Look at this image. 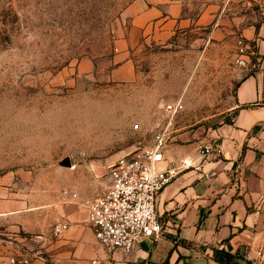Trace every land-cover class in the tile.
Masks as SVG:
<instances>
[{"label":"rangeland","instance_id":"rangeland-1","mask_svg":"<svg viewBox=\"0 0 264 264\" xmlns=\"http://www.w3.org/2000/svg\"><path fill=\"white\" fill-rule=\"evenodd\" d=\"M262 2L0 0V200L31 212L20 219L22 235L33 236L57 203L93 198L110 165L169 122L167 142L181 144L230 122L245 75L236 41ZM137 4L178 6L180 21L138 34L136 77L110 81L97 67L131 38ZM83 60L96 68L81 73ZM176 99L182 108L171 116L166 105Z\"/></svg>","mask_w":264,"mask_h":264},{"label":"crops","instance_id":"crops-1","mask_svg":"<svg viewBox=\"0 0 264 264\" xmlns=\"http://www.w3.org/2000/svg\"><path fill=\"white\" fill-rule=\"evenodd\" d=\"M262 12L243 29L254 46L252 69H243L235 94V114L199 142L167 143L161 168L176 167L178 175L164 188L157 208L166 233L163 238L143 239L129 253L109 254L96 240L89 225V210L80 198H68L55 205L35 234L22 235L26 226L20 219L24 211L14 198L0 200V264L22 253L31 256V264H84L98 259L100 264H228L214 256L215 248L224 249L241 261L264 264V0ZM129 39L117 42L116 53L98 65V72L110 81H128L136 77L132 54L138 34L153 36L166 32L180 20L175 5L129 8ZM83 60L81 73L91 72L95 64ZM216 145L208 156L199 146ZM187 163V164H186ZM108 181V179H107ZM17 203V204H13ZM12 204V205H11ZM11 205V206H9ZM16 205V206H15ZM23 211V212H22ZM69 228L53 237L57 222ZM232 263V264H233Z\"/></svg>","mask_w":264,"mask_h":264},{"label":"built area","instance_id":"built-area-1","mask_svg":"<svg viewBox=\"0 0 264 264\" xmlns=\"http://www.w3.org/2000/svg\"><path fill=\"white\" fill-rule=\"evenodd\" d=\"M254 46L244 36L236 41V64L243 69H253L251 57ZM182 108V101L175 100L166 105L165 111L175 116ZM166 127L155 133L153 141L122 154L109 167L107 184L93 198L86 201L89 210V225L97 242L109 253L132 252L145 238L159 240L166 228L158 212L157 202L164 188L180 170L176 167L161 168L164 149L168 143ZM216 145L199 146V152L208 156L216 151ZM187 164V163H186ZM67 222L53 225V237L61 236L67 229ZM14 264H31V256L22 253L11 259ZM84 264H100L91 259ZM238 264H256L241 261Z\"/></svg>","mask_w":264,"mask_h":264},{"label":"trees","instance_id":"trees-1","mask_svg":"<svg viewBox=\"0 0 264 264\" xmlns=\"http://www.w3.org/2000/svg\"><path fill=\"white\" fill-rule=\"evenodd\" d=\"M214 256L220 262H224V263H228V264H232L233 259L236 258V256L233 255L232 253H230L224 249H218V248H215ZM233 264H236V263H233Z\"/></svg>","mask_w":264,"mask_h":264}]
</instances>
